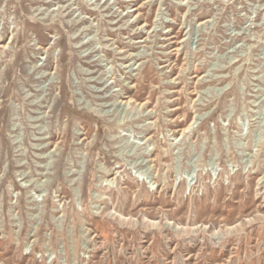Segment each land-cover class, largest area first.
I'll return each mask as SVG.
<instances>
[{
	"label": "rangeland",
	"instance_id": "374dc122",
	"mask_svg": "<svg viewBox=\"0 0 264 264\" xmlns=\"http://www.w3.org/2000/svg\"><path fill=\"white\" fill-rule=\"evenodd\" d=\"M0 264H264V0H0Z\"/></svg>",
	"mask_w": 264,
	"mask_h": 264
},
{
	"label": "bare ground",
	"instance_id": "6f19581e",
	"mask_svg": "<svg viewBox=\"0 0 264 264\" xmlns=\"http://www.w3.org/2000/svg\"><path fill=\"white\" fill-rule=\"evenodd\" d=\"M136 10H138V8H134V10L133 11H136ZM193 124V121L192 122H190V126ZM152 223V222H151Z\"/></svg>",
	"mask_w": 264,
	"mask_h": 264
}]
</instances>
